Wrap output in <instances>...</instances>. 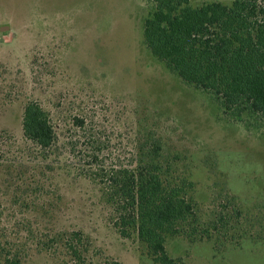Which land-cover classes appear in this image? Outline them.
<instances>
[{
    "label": "rangeland",
    "instance_id": "1",
    "mask_svg": "<svg viewBox=\"0 0 264 264\" xmlns=\"http://www.w3.org/2000/svg\"><path fill=\"white\" fill-rule=\"evenodd\" d=\"M152 8L0 0V243L23 248V264H160L137 233H119L95 179L98 168L134 167L154 149L168 178L187 182L205 227L224 217L212 238L169 235L174 264H264V118L226 109L156 57L144 36ZM30 101L56 130L45 152L24 135ZM74 230L89 238L85 262L62 245L41 248L46 232Z\"/></svg>",
    "mask_w": 264,
    "mask_h": 264
},
{
    "label": "trees",
    "instance_id": "2",
    "mask_svg": "<svg viewBox=\"0 0 264 264\" xmlns=\"http://www.w3.org/2000/svg\"><path fill=\"white\" fill-rule=\"evenodd\" d=\"M151 1L144 26L151 52L183 80L213 93L226 109H249L264 118V0H235L231 5L215 0L197 7L191 0ZM23 130L44 152L57 140L49 114L37 101L25 106ZM162 164L157 149L147 150L136 166L98 168L95 179L114 206L119 233H137L157 263L174 264L166 247L169 235L212 238L211 229L224 217L205 227L188 196L187 182L168 178ZM39 243L45 250L64 246L78 263L86 261L90 244L79 230L46 232ZM22 249L0 243L6 264H23Z\"/></svg>",
    "mask_w": 264,
    "mask_h": 264
},
{
    "label": "water",
    "instance_id": "3",
    "mask_svg": "<svg viewBox=\"0 0 264 264\" xmlns=\"http://www.w3.org/2000/svg\"><path fill=\"white\" fill-rule=\"evenodd\" d=\"M6 28H8L7 25H4V26L2 27L3 30H5Z\"/></svg>",
    "mask_w": 264,
    "mask_h": 264
}]
</instances>
